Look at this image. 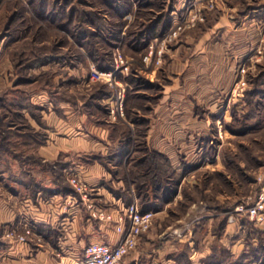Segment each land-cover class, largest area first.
Returning a JSON list of instances; mask_svg holds the SVG:
<instances>
[{"label": "rangeland", "instance_id": "374dc122", "mask_svg": "<svg viewBox=\"0 0 264 264\" xmlns=\"http://www.w3.org/2000/svg\"><path fill=\"white\" fill-rule=\"evenodd\" d=\"M56 1L57 8L61 11L63 0ZM98 1L69 0L67 10L72 7L79 11L87 10L97 4L96 10L105 14L106 19L113 21L110 12ZM131 1V8L136 11L138 4L136 0ZM28 2V0L0 1V115L4 114L2 117L4 122L13 117L12 124L21 127L22 122H25L22 120L23 117L13 113L20 111L23 116L25 115L27 123L39 131V124L27 109H22L20 105L24 103L23 99H27L25 103L32 102L35 106L34 113L43 115L42 111L46 108L40 101V96L44 95L52 103L66 99L78 100L82 108L91 109L88 113L100 117V120H97L100 125L107 124L114 128L115 136L119 126L120 128L122 125L128 126L131 138L130 151L122 162L119 173L111 175L109 179L111 182L115 181L113 177L128 178L125 163L127 158L136 154L137 146L143 137L147 143L153 125L164 124L165 132L157 130L154 132L159 138H165V142L170 145V154L149 147L166 155L168 163L163 164V168L167 169L168 174L171 169L176 174H183L185 167L193 166V169L182 176L176 194L165 204L167 207L164 212L157 215L161 231L168 226L175 228L179 222L194 221L199 215L208 213L219 218L229 216L237 204L247 202L249 199L251 202L260 189L259 179L264 175V98L256 104L254 110L256 117L248 123L246 121V124L242 120V112L249 110L245 102L246 91L252 89L249 79L264 70V36L263 34L260 36L262 43L257 50L261 52L258 55L261 57L257 58V61L253 63L246 59L235 65L233 63L232 67V61L218 59L215 27L221 22L224 26L227 22L242 23V15L263 6L264 0H215L213 8H210V0H145V4H151L150 7L141 6L137 13L133 11L124 13L123 24L113 21L119 32V42L111 55L112 69L115 56L120 55L125 60H133L127 72L117 75L124 89V119L115 123H108L107 110L104 113L96 103H88L92 101V95L102 84L109 91V95L98 102L106 109V101L114 95L115 89L101 81L89 82L91 69H98L95 63L87 56L85 60L76 56L72 49V38L61 28L51 27L44 22L45 20L35 19L29 10ZM158 16H164V21H167L160 35L147 40L141 53L124 54L120 44L127 29L141 31L147 23ZM262 16L264 19V14ZM254 22L258 23V20ZM178 26L182 27L180 31L177 30ZM169 35H172L173 39L167 43L161 63L159 65L150 63L145 66L143 57L148 54V46L154 44L156 47ZM40 46L48 47V50L55 54L69 53L74 57L72 60L48 63L33 69L23 67V64L18 65L19 60L23 62L25 56L32 57V50L42 48ZM23 50L25 55H20ZM244 63L249 70L246 78L247 88L243 97L235 96L232 99L231 91L237 78V70ZM37 75L36 79H31ZM132 75L144 76L154 84L153 87H148L145 82L140 83L141 89L137 92L139 97L131 98V101L126 103L128 90L132 89L127 78ZM232 75L234 77L232 87L229 93H226L225 90L228 88L226 81L232 79ZM25 79L28 81H24ZM218 87L225 88L220 93L222 95L211 97L210 94L217 93ZM8 104H11L10 109H6ZM126 104L132 109L136 123L127 119ZM248 124L253 127L247 128ZM239 130H244V133L241 134ZM12 148L14 152L23 154L29 150L35 159L36 149L33 147ZM138 154L142 155L143 152L140 151ZM25 163L28 173L37 174L46 182L50 181L48 173L56 172L55 165H46L35 160H26ZM11 164L15 173H21L16 161H12ZM110 165L116 170L113 163ZM111 182L106 186H111ZM130 190L133 192L132 186ZM132 197V201L136 199L134 194ZM234 217L236 220L233 224L236 223V226L232 236H239L240 238L236 239H241V242L236 244L235 253L230 254L234 256L236 264H248L246 258L244 260L239 257L242 253L251 254L254 247L247 243L244 235L247 227L259 229L260 234H252V244H255L254 246L259 244L260 238L264 243V216L259 222L250 221L245 213L234 214ZM241 222L246 226L244 232L241 227H237V224L242 225ZM194 229L193 226L186 237L191 251L195 247ZM179 251L185 254L179 257L175 264H200L193 253L186 252L183 247ZM201 263L204 264V259Z\"/></svg>", "mask_w": 264, "mask_h": 264}, {"label": "crops", "instance_id": "0c3cea01", "mask_svg": "<svg viewBox=\"0 0 264 264\" xmlns=\"http://www.w3.org/2000/svg\"><path fill=\"white\" fill-rule=\"evenodd\" d=\"M263 10L264 4L243 14L240 24L227 22L224 26L221 22L215 27L219 61L224 59L232 61L233 67V63L235 65L242 60L261 57L256 51L262 43L260 36L262 34L264 36ZM256 20L258 23L254 22ZM233 79L232 75V79L226 81L228 83L226 93L231 90ZM218 89L215 95L210 94V96L214 98L222 95L220 93L225 88L218 87ZM40 97L46 108L42 111V118L48 128H45L46 141L35 150V156L42 164L55 165L53 167L56 172L48 173L50 181L47 182L34 173L14 172L9 175L5 171L0 174V264H71L81 256L83 249L89 243L103 242L113 245L121 236L117 226L121 219H124L127 205L121 194L116 196L106 186L111 174L100 160L101 156L108 153L111 144L109 127L100 125L98 123L100 117L88 113L91 109L82 108L78 100L66 99L52 103L46 96ZM163 125H153L147 137V144L170 154V145L165 142V138H159L154 132L156 130L165 132L166 126ZM71 171L78 174L90 186L94 199L109 215V220L94 219L85 208L64 210V201L72 194L67 190L70 186L66 180L68 172ZM28 178H33L37 184L34 187L36 191L34 195H32V187L27 183ZM111 186L123 191L124 182L114 181L111 182ZM166 207L164 205L158 210L154 227L140 238L137 249L126 257L125 264H142V262L175 264L176 260L170 257V254L187 245V239L177 240L169 236L171 226L161 231L157 215L163 213ZM218 218L219 216L209 213L196 218L198 220L194 227L203 223L202 249L194 253V258L200 264H203L201 260L211 252L216 239L212 226ZM24 224L35 226L36 229H44V242L41 246L34 243H11L2 237L4 230L21 229ZM241 224L240 226L237 224V227H241L244 232L246 226L244 222ZM235 226L236 223L228 222L220 238V242L232 255L235 253L236 244L241 242V239L232 240Z\"/></svg>", "mask_w": 264, "mask_h": 264}, {"label": "trees", "instance_id": "16d2710c", "mask_svg": "<svg viewBox=\"0 0 264 264\" xmlns=\"http://www.w3.org/2000/svg\"><path fill=\"white\" fill-rule=\"evenodd\" d=\"M28 1L30 5L29 10L35 19L42 21L45 20L44 22H47L49 26L61 28L66 34H69L73 40V42H71L72 49H74L76 56L82 60H85V56L89 57L100 70H110L113 68L111 55L115 46L119 42V32L116 30L114 22L118 21L123 24L124 22H122V16L124 13H130L132 11L133 13H137V11H139L138 8L141 6H151V4H145V0H136L138 6L135 11L131 8V0H99L98 2L102 5V7H105L110 12L112 18L114 19L113 22L112 20L106 19L105 14L97 11V4L95 5L94 3L93 7L87 10L79 11L76 7H72L70 10H67L69 0H63V6H61L62 10L60 11L57 8L58 2L56 0ZM166 23L167 21H164V16H158L153 21L147 23L146 27H144L141 31L128 28L120 44L121 51L126 55H137L138 53H141L145 45L144 43H146L147 40L159 36L162 30L166 27ZM40 47L42 48L32 50V57L26 58L25 56V60H22L23 62H20L19 60L18 65L23 64V67L33 69L48 63H58L69 59L72 60V57H74L69 53L55 54L50 52L48 47ZM24 52L25 51L23 50L20 55ZM37 77L38 75L32 77L31 79H36ZM127 80L132 85V89L128 90L126 103H129L131 98L139 97L137 96V92L141 89L140 83L145 82L148 87H153L154 84L141 75L138 77L133 75L129 76ZM20 81L21 79L19 82ZM24 81H28V79H25ZM249 82L252 85V89L246 91L245 94V102L249 110L248 112H242V120H244L245 124L246 121L248 123L249 120L256 117L254 114L256 104L264 98V70L260 71L256 76L251 77ZM108 95L109 91L104 85L100 84L98 90L92 95V101L90 100L88 103H96V105L102 109L104 113H106L105 107L99 104L98 101ZM23 100L24 103H22L20 107L22 109H27L31 117L39 124L40 129L39 131L34 130V128L27 123V120L24 118L25 115L23 116V113L20 111L13 113L17 116L21 115L23 117L22 120L25 122H22L23 124L21 127L12 124L13 117L10 118L8 122H4L2 118L4 114L0 115V174L5 171H8L9 175L14 173L11 164L12 161L17 162L22 174H29L25 169L26 160H35V162L40 163V160H38L36 156L35 159L31 156L29 150H26L23 154L22 152H14L12 148V146H23L37 149L46 141V132L43 131L45 128H48L46 122L43 120L41 114L38 115L34 113L36 108L32 102L25 103V100L27 99ZM10 107L11 104H8L6 109H10ZM14 114L13 116H16ZM126 117L132 123H136V120L132 116V109L127 107V104ZM248 125L249 126H245L249 129L253 127L251 124ZM106 126H108L111 131L109 136L111 144L108 147V153L101 156L100 160L105 169L114 176L116 173H119L120 166H122V162L130 151V129L126 125H122L121 128L119 126V128H117L119 130L115 136L116 130L114 131V128L107 124ZM239 131L241 134L244 133V130ZM239 131L236 132L239 133ZM143 138L137 146L136 154L134 156H129L125 162L127 164L128 178H124L122 176L112 178L115 181L122 180L125 183L123 191H121L120 188L114 189L109 185L108 188L111 189L116 196L121 194V198L127 206L132 202V196L134 194L138 204L143 209H153L158 211L174 197L182 176L189 170L193 169V166H189L188 168L185 167L183 174H176V172L172 169L168 174L167 169L164 170L163 168V164L168 163L166 155L154 148H150ZM140 151L143 152L142 155L138 154ZM111 163H113L114 167H116V170L110 167ZM110 182L111 181L108 180L106 181V184ZM27 183L32 187V195H34L36 192L34 187L37 185L35 180L33 178H29ZM131 186L133 187L134 193L130 191ZM67 190L68 192L73 193L71 187L67 188ZM227 223V215L222 216L213 222L212 232L216 236V239L212 245L211 252L204 258V264H228V262H231L230 264H236V260L234 259V256L230 254L229 249L222 242H220V238L224 234ZM202 230L203 223L196 226L194 229L195 247L193 251H191L188 245H184L183 250L194 254L196 251L202 249ZM37 232L42 236L45 235L44 229L40 230V228H37ZM253 233L258 235L260 234V230L247 227L244 235L247 243L254 247L252 249L253 252L251 254L242 253L239 258H243L244 260L246 258V263L248 264H251L252 262L264 264V243L261 238H258L259 244L254 246L255 244H252ZM236 237L232 238V240H236ZM184 254L185 253L183 252L175 251L170 254V257L177 260ZM228 259L232 261H229Z\"/></svg>", "mask_w": 264, "mask_h": 264}, {"label": "built area", "instance_id": "2783aa9c", "mask_svg": "<svg viewBox=\"0 0 264 264\" xmlns=\"http://www.w3.org/2000/svg\"><path fill=\"white\" fill-rule=\"evenodd\" d=\"M215 1V0H214ZM214 1L210 0V8L214 7ZM181 26L177 27L180 31ZM173 39L172 35L166 36L162 42L155 47L154 44L148 46V54L143 57L145 66L150 63L159 65L162 59V53L167 47V43ZM261 52L258 51V55ZM153 59V60H152ZM132 59L125 60L120 55L114 58V69L100 70L92 68L88 77L89 82H104L108 87L115 89L114 95L106 101L107 121L115 123L124 119V89L117 75L123 74L129 70ZM248 61L255 62L253 58ZM248 67L244 63L237 70L234 86L231 91L232 99L243 97L247 88ZM221 131V128H218ZM221 137V136H220ZM67 183L72 188L73 193L66 197L64 201V210L69 211L71 208H85L90 217L97 220H109V215L102 210L92 195V189L80 178L75 172H68ZM261 182L260 189L256 196L249 202H241L229 213L228 222H235L234 214L245 213L250 221H257L264 216V175L259 179ZM158 211L153 209H143L136 199L126 206L124 219H121L117 226L120 233V239L116 244L110 245L103 242H92L85 246L81 256L75 259L71 264H125L126 257L134 252L139 244L140 238L149 233L154 225V219ZM198 219L194 221L182 222L175 228H170L168 233L174 239L183 240L190 234L191 228ZM122 223V224H121ZM2 237L11 243L29 244L34 243L41 246L44 242L43 236L37 232L35 226L24 224L21 229L8 228L3 231Z\"/></svg>", "mask_w": 264, "mask_h": 264}]
</instances>
